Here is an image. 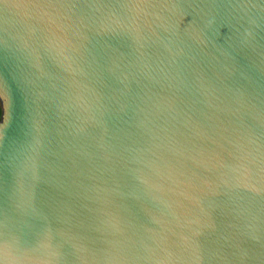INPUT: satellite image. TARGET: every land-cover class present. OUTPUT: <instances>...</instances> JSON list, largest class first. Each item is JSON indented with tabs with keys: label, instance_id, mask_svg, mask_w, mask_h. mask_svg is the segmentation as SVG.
Instances as JSON below:
<instances>
[{
	"label": "water",
	"instance_id": "1",
	"mask_svg": "<svg viewBox=\"0 0 264 264\" xmlns=\"http://www.w3.org/2000/svg\"><path fill=\"white\" fill-rule=\"evenodd\" d=\"M0 264H264V0H0Z\"/></svg>",
	"mask_w": 264,
	"mask_h": 264
},
{
	"label": "snow or ice",
	"instance_id": "2",
	"mask_svg": "<svg viewBox=\"0 0 264 264\" xmlns=\"http://www.w3.org/2000/svg\"><path fill=\"white\" fill-rule=\"evenodd\" d=\"M4 90L3 87H0V95H4ZM250 191L258 194V195H262L264 196V188H260V189H256V188H251L249 189ZM3 235H2V228H0V248H2L3 246Z\"/></svg>",
	"mask_w": 264,
	"mask_h": 264
},
{
	"label": "trees",
	"instance_id": "3",
	"mask_svg": "<svg viewBox=\"0 0 264 264\" xmlns=\"http://www.w3.org/2000/svg\"><path fill=\"white\" fill-rule=\"evenodd\" d=\"M0 114H1V107H0Z\"/></svg>",
	"mask_w": 264,
	"mask_h": 264
}]
</instances>
